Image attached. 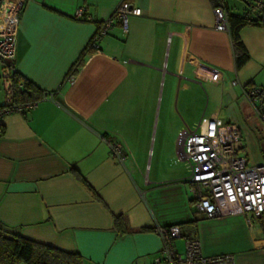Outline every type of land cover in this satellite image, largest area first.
Segmentation results:
<instances>
[{"label":"crops","instance_id":"obj_1","mask_svg":"<svg viewBox=\"0 0 264 264\" xmlns=\"http://www.w3.org/2000/svg\"><path fill=\"white\" fill-rule=\"evenodd\" d=\"M122 1L22 2L14 67L46 95L1 120L0 231L76 252L83 264H150L162 244L153 227L176 225L205 256L264 264L258 218L200 215L175 155L180 129L219 117L238 126L249 163L264 162L260 97L244 94L264 86V26L239 31L249 57L237 69L229 30L214 26L216 0H125L141 14L128 15L126 31L115 22L70 79ZM236 1L225 3L241 14ZM79 7L90 19L74 18Z\"/></svg>","mask_w":264,"mask_h":264},{"label":"built area","instance_id":"obj_2","mask_svg":"<svg viewBox=\"0 0 264 264\" xmlns=\"http://www.w3.org/2000/svg\"><path fill=\"white\" fill-rule=\"evenodd\" d=\"M24 0H16L13 6L4 9L0 0V63L5 71L6 99L0 106V122L10 113H25L36 102L17 103L9 75L14 72L16 37L20 11ZM257 11L264 9V0H252ZM141 10L123 0L111 16L99 22L87 49H99L100 39L107 35L115 22L127 30L128 15L139 16ZM214 26L219 31H228V17L222 5L213 8ZM84 8L79 7L73 16L81 20ZM84 19H90L85 15ZM69 77H74V70ZM233 83H236L234 81ZM263 87L245 89L244 94L253 103L259 98ZM264 122V117H261ZM116 151L117 148L114 147ZM245 146L241 132L234 123L219 117H204L191 129L179 130L175 141L176 159L186 170V182L192 194L196 211L205 218L226 214H245L248 221L264 214V162L251 164L244 154ZM123 159V158H122ZM153 231L161 239V250L150 264H234L232 254L205 256L198 238L184 239L180 252L174 241L181 236L176 225H155Z\"/></svg>","mask_w":264,"mask_h":264},{"label":"trees","instance_id":"obj_3","mask_svg":"<svg viewBox=\"0 0 264 264\" xmlns=\"http://www.w3.org/2000/svg\"><path fill=\"white\" fill-rule=\"evenodd\" d=\"M241 1L246 5L243 12L241 14H234L229 12L225 0H216V6L222 5L227 13L228 29L232 40L237 69L243 66L249 57L246 48L239 38V31L248 25L264 26V9L261 11L255 10L252 0ZM87 46L75 63L77 68L83 64V56L88 51ZM76 72L74 70V74ZM8 78L13 89L14 101L17 103L37 102L46 95V92L40 90L16 70ZM259 97L261 101L259 115L260 117H264V86ZM2 133L3 128L0 122V136ZM79 180L87 189L91 190V187L84 179L79 178ZM258 220L264 230V214ZM119 231L121 233L125 232V230L121 229ZM0 264H83V259L76 252L60 249L21 235L0 231Z\"/></svg>","mask_w":264,"mask_h":264},{"label":"rangeland","instance_id":"obj_4","mask_svg":"<svg viewBox=\"0 0 264 264\" xmlns=\"http://www.w3.org/2000/svg\"><path fill=\"white\" fill-rule=\"evenodd\" d=\"M234 3H236L238 6H240V9H243V8H245V3L244 2H242V1H240V0H237L236 2H234ZM4 74H5V72H4ZM5 83V78L2 76V71H0V102L1 101H5V99H6V91H5V86L3 85ZM5 97V98H4ZM257 104V103H256ZM257 106V105H256ZM259 111H260V107H255V112L257 113V115H259ZM260 116V115H259ZM177 241H179L180 242V248H179V250H180V252H182L183 250H184V247H182V241L184 242V239L183 238H181V237H179V238H177ZM156 256V255H155ZM154 256V257H155Z\"/></svg>","mask_w":264,"mask_h":264}]
</instances>
